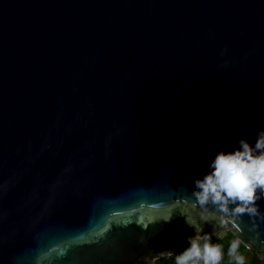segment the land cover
I'll return each instance as SVG.
<instances>
[{"label":"water","instance_id":"95a60500","mask_svg":"<svg viewBox=\"0 0 264 264\" xmlns=\"http://www.w3.org/2000/svg\"><path fill=\"white\" fill-rule=\"evenodd\" d=\"M262 128L264 0H0V264L153 263Z\"/></svg>","mask_w":264,"mask_h":264},{"label":"clouds","instance_id":"9594fccd","mask_svg":"<svg viewBox=\"0 0 264 264\" xmlns=\"http://www.w3.org/2000/svg\"><path fill=\"white\" fill-rule=\"evenodd\" d=\"M208 168L194 180V199L188 203L197 210L196 215H185L194 234L188 235L187 246L175 253V264H221L224 247L212 239V232L203 230L205 222L227 225L243 213L264 221V206L260 203L264 201V128L258 130L255 142L242 136L238 147L217 150ZM170 219L171 216L165 218ZM256 227L258 224L254 223L253 228ZM240 244L239 237L232 239L227 254L236 264H245L247 257L240 251Z\"/></svg>","mask_w":264,"mask_h":264},{"label":"trees","instance_id":"16d2710c","mask_svg":"<svg viewBox=\"0 0 264 264\" xmlns=\"http://www.w3.org/2000/svg\"><path fill=\"white\" fill-rule=\"evenodd\" d=\"M236 238V235L231 231L221 232L216 235H212L213 240H218L224 247V263L225 264H236L234 260H230L227 254V250L232 239ZM188 241L174 242L170 249L174 250L171 255L159 256L160 252L151 255L150 258H155L154 262L151 264H175L174 255L175 253L181 251L187 246ZM240 251L247 257L245 264H264V260L259 256L257 251L249 249L245 244L241 242ZM135 264H149L147 261H137Z\"/></svg>","mask_w":264,"mask_h":264},{"label":"flooded vegetation","instance_id":"af4514ba","mask_svg":"<svg viewBox=\"0 0 264 264\" xmlns=\"http://www.w3.org/2000/svg\"><path fill=\"white\" fill-rule=\"evenodd\" d=\"M174 243V242H173ZM172 243V244H173ZM171 244V245H172ZM171 245H168V246H166V247H163V248H157V249H152V250H150L149 252H147V254H146V256H149V257H151V255H154L155 253H157V252H161L163 249H170V246ZM160 254V253H159Z\"/></svg>","mask_w":264,"mask_h":264},{"label":"rangeland","instance_id":"374dc122","mask_svg":"<svg viewBox=\"0 0 264 264\" xmlns=\"http://www.w3.org/2000/svg\"><path fill=\"white\" fill-rule=\"evenodd\" d=\"M259 256L264 260V252H261V251H257Z\"/></svg>","mask_w":264,"mask_h":264},{"label":"built area","instance_id":"2783aa9c","mask_svg":"<svg viewBox=\"0 0 264 264\" xmlns=\"http://www.w3.org/2000/svg\"><path fill=\"white\" fill-rule=\"evenodd\" d=\"M221 264H225V263H224V260L221 261Z\"/></svg>","mask_w":264,"mask_h":264}]
</instances>
